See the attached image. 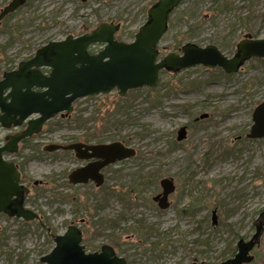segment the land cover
<instances>
[{"label":"rangeland","instance_id":"374dc122","mask_svg":"<svg viewBox=\"0 0 264 264\" xmlns=\"http://www.w3.org/2000/svg\"><path fill=\"white\" fill-rule=\"evenodd\" d=\"M10 1L0 0V11ZM154 1L26 0L0 23V79L40 46L101 22L120 24L116 38L132 41ZM249 33L264 38V0H185L170 16L159 58L186 42L215 44L233 56ZM262 101L264 58H252L231 75L202 65L162 71L154 88L76 100L70 115L48 120L18 152L4 155L19 165L21 181L30 187L25 206L40 219L0 216V264H47L40 259L55 246L52 235L80 223L87 252L109 244L128 264H223L240 238L256 233L264 209V137L247 138ZM183 125L187 137L178 141ZM22 127L0 125L1 145ZM87 132L137 152L105 168L100 187L70 184L68 174L79 165L73 153L44 150L83 141ZM164 177L173 178L176 190L169 208L160 209L155 197ZM259 241L252 259L240 264H264V223Z\"/></svg>","mask_w":264,"mask_h":264},{"label":"water","instance_id":"95a60500","mask_svg":"<svg viewBox=\"0 0 264 264\" xmlns=\"http://www.w3.org/2000/svg\"><path fill=\"white\" fill-rule=\"evenodd\" d=\"M26 0H11L0 11V22L16 11ZM85 1V0H82ZM185 0H157L147 10L146 21L138 28L131 42L116 38L120 24L101 22L90 32L79 36L69 34L65 39L50 41L39 47L35 54L16 69L6 71L0 79V124L5 128L20 126L27 121L26 128L19 133L6 136L7 142L0 145V213L30 221L39 215L24 206L29 188L20 183L21 172L15 162L7 161L4 153H16L19 143L39 133L44 124L57 115L71 114L78 99L107 94L117 89L120 96L129 90L142 87L154 88L159 84L160 71L177 73L198 65L207 68L219 67L233 74L247 60L264 58V38L244 39L237 45L236 53L228 57L217 45L205 46L193 42L185 43L181 52H170L159 58L158 44L168 30L171 12ZM97 43L103 48L91 53L89 48ZM43 68H48L45 73ZM33 115L36 117L31 118ZM206 115H202V118ZM253 124L247 134L250 138L264 137V101L252 114ZM187 137V126L180 127L177 140ZM45 151H74L79 159L96 160L78 167L68 174L71 184L93 180L97 186L104 183L101 170L117 161L132 158L136 149L122 141L110 143L70 144L51 143ZM37 183V182H36ZM162 192L155 197L160 209L170 206L169 196L175 192L173 178L159 181ZM15 197L14 200L11 198ZM213 225L217 223L216 211L212 213ZM263 221V220H262ZM261 222V221H260ZM259 224V223H258ZM262 226L247 242H239L235 258L223 264H240L252 259L244 255L259 245ZM55 246L41 261L47 264H128L127 259L116 254L112 245L104 244L100 251L87 252L83 231L71 224L63 234L52 235Z\"/></svg>","mask_w":264,"mask_h":264},{"label":"flooded vegetation","instance_id":"af4514ba","mask_svg":"<svg viewBox=\"0 0 264 264\" xmlns=\"http://www.w3.org/2000/svg\"><path fill=\"white\" fill-rule=\"evenodd\" d=\"M83 4L84 3H86L88 0H85V1H82V0H80ZM155 1H157V0H155ZM154 1V2H155ZM153 2V3H154ZM181 4V3H180ZM173 12V11H172ZM172 12H171V14H172ZM171 14H170V16H171ZM147 19V18H146ZM169 25H170V18H169V22H168V29H169ZM168 31V30H167ZM165 35V34H164ZM163 35V36H164ZM258 38H262V37H259V36H255V35H253L252 33H249V34H245L244 36H243V38L240 40V41H242V40H244V39H258ZM239 41V42H240ZM239 42H237L236 43V46H235V52H234V54L236 53V51H237V45L239 44ZM186 43H188V42H186ZM193 43H196V42H193ZM185 44V43H184ZM183 44V45H184ZM197 44V43H196ZM182 45V46H183ZM199 45V44H198ZM182 46L177 50V51H175L176 53H179V52H181V48H182ZM219 49L221 50V48L219 47ZM222 51V50H221ZM223 52V51H222ZM224 53V52H223ZM225 54V53H224ZM233 54V55H234ZM226 55V54H225ZM228 56V55H227ZM228 57H231V56H228ZM251 60V59H250ZM249 60H247L245 63H244V65L248 62ZM244 65H242L241 67H240V69L244 66ZM215 68H219V67H215ZM221 69V68H220ZM239 69V70H240ZM45 72H47L48 71V69H46V68H44L43 69ZM223 70V69H222ZM224 72V71H223ZM224 73H226V72H224ZM237 73V72H236ZM226 74H229V73H226ZM233 74H235V73H233ZM229 75H231V74H229ZM24 127H25V125L21 128V129H19V130H17V131H15V132H13V134L14 133H17V132H20V131H22L23 129H24ZM250 132V131H249ZM247 138H250V137H248V135H247ZM74 142H83V143H86V144H98V143H110V142H107V141H105V140H101V141H86L85 139L82 141V140H75V141H71V142H68V143H63V144H69V143H74ZM123 142V141H122ZM124 143V142H123ZM125 144V143H124ZM126 146H129V145H127V144H125ZM65 152H72L73 153V155H74V158H75V160H76V162L79 164L78 166H76L75 167V169L76 168H78V167H81V166H85V165H87L88 163H90V162H93V161H95L96 159L95 158H91V159H79V158H77L76 157V154H75V152L74 151H72V150H70V151H65ZM124 160H126V159H124ZM122 161V160H121ZM117 162H119V161H117ZM116 163V162H115ZM115 163H113V164H115ZM110 165H112V164H110ZM110 165H108V166H106V167H104L102 170H101V172L103 173V175H104V183H105V180H106V175H105V173H104V169L105 168H108ZM18 168H19V165H18ZM20 170V169H19ZM74 170V169H73ZM21 172V171H20ZM22 180V176H21V178H20V183L23 185V186H25V187H27V188H29V191H30V187H28L27 186V184L24 182V181H21ZM103 183V184H104ZM34 184H36V182H34ZM80 184H94L95 186H97L96 185V183L93 181V180H90L89 182H87V183H79V184H76V185H80ZM102 184V185H103ZM72 185H74V184H72ZM102 185H100V186H102ZM100 186H97V187H100ZM162 192V191H161ZM28 195V194H27ZM27 195L25 196V199H26V197H27ZM159 195V194H158ZM157 195V196H158ZM12 200H14L15 199V197H12L11 198ZM169 201H170V199H169ZM156 202H157V200H156ZM170 204H171V201H170ZM157 205H158V203H157ZM24 206H25V200H24ZM26 207V206H25ZM27 208V207H26ZM213 211H216L217 212V209H214ZM213 213V212H212ZM1 215H3V216H8L7 214H5V213H3V212H1L0 213V216ZM39 215V214H38ZM10 217V216H9ZM17 218H19V217H17ZM37 219H40V215H39V218H37ZM263 220V221H262ZM261 221V222H260ZM259 223V224H258ZM264 223V209L260 212V214H259V218H257V221L255 222V225H256V231H257V229H258V226L259 225H261L262 226V224ZM213 224V223H212ZM81 225H82V223H80V224H78V226L81 228ZM216 225V224H215ZM82 229V228H81ZM82 231H83V229H82ZM254 236V235H253ZM252 236V237H253ZM251 237V238H252ZM83 238H84V231H83ZM250 238V239H251ZM249 239V240H250ZM240 240H242L243 241V243H245V242H247V241H249V240H245L244 238H240L239 240H238V242H237V246H236V250L234 251V253L232 254L233 256H231V258H229V259H233V258H235V256H236V254L239 252V250H240V248H239V242H240ZM83 242V241H82ZM258 245H256L255 247H257ZM254 247V248H255ZM253 248V249H254ZM115 251H116V249H115ZM116 254L118 255V256H120V254H118V252L116 251ZM249 256H251V257H253L252 256V253H251V251H250V253L249 254H247V255H244V257H245V259L247 258V257H249ZM127 259V258H126ZM243 262H247V261H243ZM242 262V263H243ZM127 263H128V259H127Z\"/></svg>","mask_w":264,"mask_h":264},{"label":"trees","instance_id":"16d2710c","mask_svg":"<svg viewBox=\"0 0 264 264\" xmlns=\"http://www.w3.org/2000/svg\"><path fill=\"white\" fill-rule=\"evenodd\" d=\"M222 7L228 8V2L224 3ZM149 91H152V90H149ZM85 137H86V139H85L86 141H98L99 142L102 140V139L98 138V135L95 132H87L85 134Z\"/></svg>","mask_w":264,"mask_h":264}]
</instances>
